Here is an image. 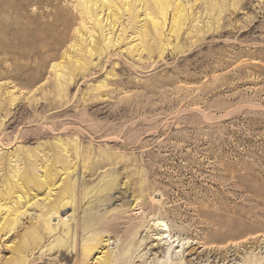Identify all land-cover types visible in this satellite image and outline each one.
Listing matches in <instances>:
<instances>
[{
	"label": "rangeland",
	"instance_id": "obj_1",
	"mask_svg": "<svg viewBox=\"0 0 264 264\" xmlns=\"http://www.w3.org/2000/svg\"><path fill=\"white\" fill-rule=\"evenodd\" d=\"M82 1L0 0V264H264V0Z\"/></svg>",
	"mask_w": 264,
	"mask_h": 264
},
{
	"label": "bare ground",
	"instance_id": "obj_2",
	"mask_svg": "<svg viewBox=\"0 0 264 264\" xmlns=\"http://www.w3.org/2000/svg\"><path fill=\"white\" fill-rule=\"evenodd\" d=\"M137 2H138V0H136ZM140 1V0H139ZM143 1H145V0H143ZM158 2H159V7H160V9L162 10L163 8H162V5L160 6V4L162 3V0H157ZM83 3H84V9L86 10L85 12H86V14H89L90 15V13H92V6H95V7H97V0H83L82 1ZM103 2L104 3H106L107 5H108V7L111 5V3H112V1H110V0H103ZM155 2V1H154ZM146 3V2H145ZM126 4V3H125ZM155 4V3H154ZM180 4V3H179ZM179 4L177 3V7H179ZM147 5V4H146ZM164 5V4H163ZM128 7H130L129 5H127ZM164 7V6H163ZM176 7V8H177ZM180 8H181V6H180ZM182 8H183V6H182ZM178 9V8H177ZM181 10V9H180ZM180 10L178 9V11H179V14H180ZM183 10H184V8H183ZM183 10H182V12H183ZM178 11H177V13L176 14H178ZM84 12V11H83ZM149 13V12H148ZM182 14V13H181ZM181 14L179 15V16H181ZM97 15V14H96ZM175 17H178V16H175ZM175 17H174V19H175ZM173 20V19H172ZM174 27L176 26L175 24L173 25ZM230 176H232V175H230ZM237 176V175H236ZM47 178V177H46ZM234 179V178H233ZM236 179V178H235ZM235 179H234V181H235ZM254 179V178H253ZM43 181H37L36 182V184H37V186L38 187H42L43 186V183H42ZM45 182H47L46 180H45ZM44 182V183H45ZM48 183V182H47ZM50 183V182H49ZM237 183V182H236ZM236 187V191H238V192H242V196H243V198H242V196H241V198H242V202H240V204H237L238 206H235V205H233V206H229V207H223V208H220V209H218L217 211H216V214L219 216V219L217 220V222H216V224H218L219 226H221V225H223V224H228L229 226H230V224L232 225V224H235V225H237V224H239V222H240V224H241V222H247V221H250L251 222V217H254V216H256L257 214L259 215V214H261L260 213V209H259V211H255V212H257V214L255 213V212H253L252 210H253V208L251 209V194L249 193V191L251 190V187L249 186V187H247L246 188V191H248V192H245L244 190H243V188H241V187H239V186H235ZM234 191H235V189H234ZM48 193H49V191H48ZM234 193V192H233ZM259 205H261V203L259 204ZM136 206H137V208L136 209H138L139 210V212H140V210H142V205H141V203H137L136 204ZM227 206V205H226ZM256 210V209H255ZM22 214V212H20L19 214H15L12 218H11V221L7 224V225H5L6 227L10 224V223H12V224H15V223H17V221H19V216ZM153 222H154V226H156L157 228H158V230H156L157 232H156V234H158L159 235V232L161 233L159 236L161 237V235H165V238L167 237H169L170 239H171V237L172 236H170V234L168 233V226H167V223L165 222V221H162V220H158V219H154L153 220ZM242 223V224H243ZM251 224V223H250ZM11 225V224H10ZM208 225V224H207ZM3 226V225H2ZM206 227V226H205ZM212 227H214V226H212ZM12 229V227H10V228H7L6 230L7 231H10ZM214 229V228H213ZM249 229H251V227L250 228H242L241 230H239V231H237V230H232V231H228L227 233H226V236H230V237H237V236H239V235H242V234H244L246 231H248ZM219 230V229H218ZM217 231V230H216ZM7 233V232H6ZM224 234V233H223ZM157 235V236H158ZM226 236H221L220 238H224V237H226ZM158 238V237H157ZM161 239V238H160ZM186 239V238H185ZM200 239V238H199ZM201 239H203V238H201ZM169 240V239H168ZM241 240V239H240ZM240 240H239V242H240ZM245 240V242H251V237H248V238H245L244 239ZM254 240V239H253ZM172 241H174V240H172ZM98 242H99V238H97V237H95L94 239H92V241L87 245V247H86V251L89 253L91 250H93V249H97L99 246H98ZM197 245H198V248L199 247H201V248H205V246H204V241H201V240H197L196 242H195ZM231 243V242H230ZM227 244H228V242H227ZM233 244V243H232ZM237 244V243H236ZM242 244V243H241ZM227 246V245H226ZM233 246V245H232ZM220 247H221V245H220ZM233 247H235V246H233ZM214 248V247H213ZM219 248V247H218ZM217 248V249H218ZM211 249V248H210ZM220 249V248H219ZM192 251V252H191ZM211 251H212V249H211ZM217 251V250H216ZM221 251V250H220ZM189 252H191L190 253V256L191 255H195V259H201V255H200V253H199V251H197V248H191V249H189V251H188V253ZM237 252V251H236ZM187 253V254H188ZM207 253V252H206ZM209 254V253H208ZM210 257V256H209ZM224 259H225V257H224ZM182 260V259H181ZM192 260V258L191 259H189V261H191ZM223 260V259H222ZM108 262H109V254H105L104 253V255L103 256H100V257H98L97 258V263L98 264H108ZM187 263V262H186ZM192 263V262H191ZM190 264V263H189ZM197 264V263H196Z\"/></svg>",
	"mask_w": 264,
	"mask_h": 264
}]
</instances>
